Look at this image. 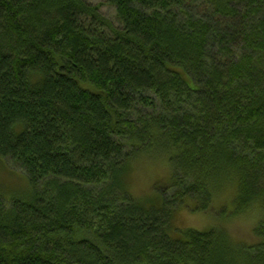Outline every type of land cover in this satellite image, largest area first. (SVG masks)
<instances>
[{
    "label": "trees",
    "instance_id": "16d2710c",
    "mask_svg": "<svg viewBox=\"0 0 264 264\" xmlns=\"http://www.w3.org/2000/svg\"><path fill=\"white\" fill-rule=\"evenodd\" d=\"M106 2L119 28L86 0H0V164L33 193L0 186V264H264V220L252 245L172 227L231 186L232 214L264 209V0ZM152 154L171 180L138 199Z\"/></svg>",
    "mask_w": 264,
    "mask_h": 264
},
{
    "label": "rangeland",
    "instance_id": "374dc122",
    "mask_svg": "<svg viewBox=\"0 0 264 264\" xmlns=\"http://www.w3.org/2000/svg\"><path fill=\"white\" fill-rule=\"evenodd\" d=\"M86 1L99 7L102 16L114 27L119 28L121 26L117 19L115 8L108 5L106 0ZM9 169H14L17 173H12ZM20 172L12 161L7 162L6 167L0 164V186L2 185L6 189L4 194L6 195V201L14 198L29 199L33 194L29 182L25 180ZM171 176L172 167L168 157L166 155L158 156L152 154L138 159L133 166L127 185L129 191L136 198H143L142 200L144 198L152 199L160 195L159 192H161L164 184L169 185ZM236 193V187L231 186L220 195L215 196L214 205L208 213H193L187 207L180 208L172 219V227L179 232L188 230L203 232L212 226L222 227L229 232L232 242L247 245L255 244L258 241L255 235V228L260 221L264 220V209L261 205L255 204L243 214H232L230 200ZM224 215L225 217H223ZM213 250L211 249V251ZM230 250L232 249L230 248ZM231 259L234 262L232 256H229L227 262H231Z\"/></svg>",
    "mask_w": 264,
    "mask_h": 264
}]
</instances>
